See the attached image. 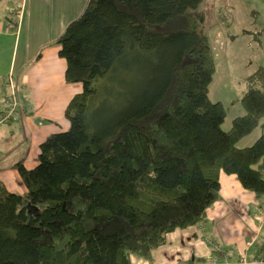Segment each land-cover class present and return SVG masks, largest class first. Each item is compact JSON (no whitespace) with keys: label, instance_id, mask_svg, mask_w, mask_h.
Here are the masks:
<instances>
[{"label":"trees","instance_id":"obj_1","mask_svg":"<svg viewBox=\"0 0 264 264\" xmlns=\"http://www.w3.org/2000/svg\"><path fill=\"white\" fill-rule=\"evenodd\" d=\"M206 1L89 0L68 25L59 56L82 91L39 164L15 165L27 192L0 182V264H131L204 220L222 172L264 195V134L239 146L264 122V68L225 131Z\"/></svg>","mask_w":264,"mask_h":264},{"label":"crops","instance_id":"obj_2","mask_svg":"<svg viewBox=\"0 0 264 264\" xmlns=\"http://www.w3.org/2000/svg\"><path fill=\"white\" fill-rule=\"evenodd\" d=\"M28 1L24 11L23 1V4L20 5L19 0H0V111L4 104L5 88L8 94L10 93V89L6 86L9 85L8 81L11 78L20 102L16 111L19 108L27 109L30 106L32 109L29 114L35 116L32 112L33 108H38L43 113L45 120L49 122L44 131L47 134L41 138L43 142L48 138L47 135L50 131H58L59 128H49V124L53 121L54 106H46L38 98V94L41 91L48 93L50 85H61L67 90V100L63 105V110H66V105L72 95L80 92L81 84L66 83V60L59 56V48L53 47L55 49L52 53L43 50L42 42L34 28H42L44 22H48L54 28L57 27L58 32L53 42L56 46L55 41L64 34L67 28L63 23L64 14L58 5H55L58 0H30V4ZM45 5L51 6L52 10L44 9ZM29 6H31L30 9H28ZM18 19L22 22L17 29L15 27L18 24ZM23 31L27 34L21 52L19 42L22 40ZM35 117L37 120H44L40 116ZM27 121L31 122L32 117H28ZM18 125V121L10 125L0 123V171L2 172L6 170L15 174L17 170L15 165L25 161L26 157L16 154L17 148L12 151L9 145L12 139L10 138L11 131L16 133ZM245 147L241 146V148ZM25 166L32 169L26 164ZM0 179L5 184L4 177ZM220 182V198L208 209L203 221L170 233L166 243L154 249L149 257L132 255L131 264H204L214 257L212 242L223 246L231 259L234 258L226 245L232 244L239 247V257L234 259L238 264H242L243 260L245 264H264V260L261 259L262 253L259 261H247L251 247H254L258 240L256 221L258 220L260 224L264 223V207L259 206L257 197L242 186L236 175H227L222 172ZM249 207L253 210L262 209V214L254 221L249 220ZM260 230L259 228L258 232Z\"/></svg>","mask_w":264,"mask_h":264},{"label":"rangeland","instance_id":"obj_3","mask_svg":"<svg viewBox=\"0 0 264 264\" xmlns=\"http://www.w3.org/2000/svg\"><path fill=\"white\" fill-rule=\"evenodd\" d=\"M25 11V6L28 0H19ZM30 4V0L28 1ZM89 0H58L57 4L60 11L64 14L63 23L68 25L77 20L83 14ZM31 6L28 7L30 9ZM206 11L207 24L206 29L209 32L212 47L214 49L216 72L214 80L210 86V97L213 101L223 102L227 111L226 121L223 125L225 131L230 130L233 120L245 114V108L242 103L244 95L247 93L248 77L256 73L260 68H264V0H207L204 4ZM44 9L52 10L51 6L45 5ZM22 22V21H21ZM18 19V24L15 28H19L21 23ZM32 26V25H31ZM33 28V26H32ZM37 30V36L42 42V48L45 51L53 52V47L60 49L58 40L53 44L58 29L54 28L48 22H44L42 28L34 27ZM16 33V32H15ZM21 33V31H20ZM27 32L23 31L21 45V52L24 48ZM63 59V58H62ZM119 76L117 80L122 78ZM126 79V76H125ZM83 85L80 86V92ZM117 88L115 83L107 82V87L103 94H109ZM4 89V88H3ZM110 89V92L108 90ZM66 91L61 85H50L48 93L41 91L38 98L43 101L46 106L53 107L54 115L53 121L49 124V128H59L58 131H50L49 135L59 132L67 131L71 124L65 117V110L63 105L66 103ZM8 91L5 88L3 95L4 104L0 111V121L4 119L9 113V103H7ZM74 95H72L73 97ZM71 97V99H72ZM70 99V100H71ZM70 102V101H69ZM67 103L66 107L68 106ZM41 103L40 100L38 102ZM114 106V101L111 102ZM22 106V105H21ZM31 107L27 109L19 108L13 116L7 121L1 123L10 125L18 121V129L16 133L10 135L11 141L9 145L12 151L16 149V154L25 156L24 163L28 167H36L39 164L40 147L44 132L48 127V121L45 120L40 109L33 108L35 116H40L43 119L37 120V117L31 116ZM28 117H32V121H27ZM23 119V120H22ZM9 123V124H7ZM8 127V126H3ZM264 134V122H261L255 131L249 136L243 138L239 142V146H252ZM47 135V137L49 136ZM45 137V138H47ZM45 140V139H44ZM43 140V141H44ZM264 173V170H263ZM5 179L7 188L17 194L24 195L27 188L21 181L19 172L16 170L15 174L11 171H0V178ZM1 182H3L0 179ZM252 192V191H251ZM257 197L259 206L264 207V195H258L252 192ZM262 214V209L253 210L249 207V220L254 221ZM257 242L254 247L250 249L249 260L259 261L261 256V249L264 245V223L256 221ZM261 229L258 232V229ZM229 252L234 259L239 257V247L235 245H226ZM232 259L234 264H238Z\"/></svg>","mask_w":264,"mask_h":264},{"label":"built area","instance_id":"obj_4","mask_svg":"<svg viewBox=\"0 0 264 264\" xmlns=\"http://www.w3.org/2000/svg\"><path fill=\"white\" fill-rule=\"evenodd\" d=\"M8 84L10 86V93L7 95V103H9V113L4 117L3 120L0 121V123H3L10 119L20 105L19 99L16 95V91L13 85V80L11 78L9 79ZM211 246L214 248V257L211 261L205 262L204 264H234L232 262L231 257L227 254V251L223 246L214 242L211 243ZM241 263L245 264V261L243 260Z\"/></svg>","mask_w":264,"mask_h":264}]
</instances>
